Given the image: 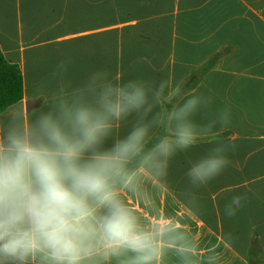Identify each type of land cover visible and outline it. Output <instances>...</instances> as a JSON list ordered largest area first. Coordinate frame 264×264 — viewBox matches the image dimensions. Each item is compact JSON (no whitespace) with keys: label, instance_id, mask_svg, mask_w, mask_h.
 <instances>
[{"label":"clouds","instance_id":"clouds-1","mask_svg":"<svg viewBox=\"0 0 264 264\" xmlns=\"http://www.w3.org/2000/svg\"><path fill=\"white\" fill-rule=\"evenodd\" d=\"M69 65L60 60L33 99L0 118V264H214L155 199L171 191L179 154L229 131L230 109L213 108L206 84L186 92L181 79L173 91L167 79L121 81L107 68L73 84ZM236 147L223 136L189 163L179 193L186 217L200 215L199 189L228 169ZM247 200L232 195L221 216L236 217Z\"/></svg>","mask_w":264,"mask_h":264},{"label":"crops","instance_id":"crops-1","mask_svg":"<svg viewBox=\"0 0 264 264\" xmlns=\"http://www.w3.org/2000/svg\"><path fill=\"white\" fill-rule=\"evenodd\" d=\"M0 52L19 68L23 88L0 118L33 99L34 87L60 60L70 61L73 84L97 68L121 81L167 79L173 91L181 79L186 92L206 84L201 91L213 96V108L230 109L231 127L179 154L170 169L172 189H161L155 203L178 218L202 255L215 256L214 264H248L254 234L264 252V0H0ZM195 119L204 122L199 114ZM129 128L123 123L117 134ZM229 134L237 145L231 165L199 189L200 215L186 217L179 193L189 163ZM245 192L244 208L223 218L226 200ZM129 202L153 219L139 201ZM224 234L231 239L225 242Z\"/></svg>","mask_w":264,"mask_h":264},{"label":"trees","instance_id":"trees-1","mask_svg":"<svg viewBox=\"0 0 264 264\" xmlns=\"http://www.w3.org/2000/svg\"><path fill=\"white\" fill-rule=\"evenodd\" d=\"M205 66L203 69L205 70ZM22 76L19 68L0 52V112L22 98ZM248 264H264V252L257 234L248 246Z\"/></svg>","mask_w":264,"mask_h":264}]
</instances>
